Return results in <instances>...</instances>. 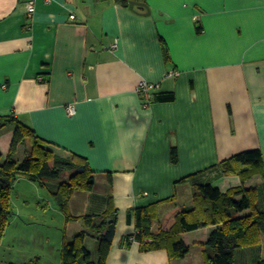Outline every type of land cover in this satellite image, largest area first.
Segmentation results:
<instances>
[{
	"label": "crops",
	"instance_id": "obj_1",
	"mask_svg": "<svg viewBox=\"0 0 264 264\" xmlns=\"http://www.w3.org/2000/svg\"><path fill=\"white\" fill-rule=\"evenodd\" d=\"M27 1L0 0V117L62 156L87 160L95 185L67 204L80 219L56 208L67 241L82 231V217L115 212L105 264H186L169 243L144 250L127 242L136 210L156 231L171 208H192L194 186L209 184L222 193L255 189L264 212V0H36L31 18ZM141 82L174 100L145 105ZM14 131H0L3 157ZM254 150L263 165L251 177L220 173V162ZM43 185L50 196L58 188ZM216 228L180 234L188 255L201 251L205 264L212 249L200 244ZM84 243L96 262V241ZM234 258L259 264L264 243Z\"/></svg>",
	"mask_w": 264,
	"mask_h": 264
},
{
	"label": "trees",
	"instance_id": "obj_2",
	"mask_svg": "<svg viewBox=\"0 0 264 264\" xmlns=\"http://www.w3.org/2000/svg\"><path fill=\"white\" fill-rule=\"evenodd\" d=\"M152 99L153 103L174 100L171 93L152 94ZM8 125H13L15 131L9 152L4 157L0 154V242L15 214L11 192L19 178H25L40 188L45 182H56L58 188L52 196L57 208L66 214L67 220L80 219L67 215V204L76 191L87 192L95 185L87 160L72 153L62 156L55 150L48 149L47 143L37 138L29 127L10 116L0 117V131ZM19 153H23L21 161L15 160ZM170 156L171 162L176 163L174 149L170 151ZM262 165V153L254 150L226 159L217 166L224 176L249 178ZM192 190V208H171L159 219L156 231H152V219L145 215V211H135L133 216L136 232L133 239L140 243L142 249L157 250L162 244L169 243L173 252L184 259L190 249L184 246L180 234L217 227L210 232L206 243L200 244L212 249V255L204 259L205 264H233L237 249L264 243V212L258 209L259 199L255 189L247 190L242 187L222 193L219 189L204 184L196 185ZM245 211L250 213L240 215ZM115 214L82 217V231L73 235L70 241H63L60 264H105L115 234ZM87 236L97 243L96 262L91 260V253L84 243ZM130 238L131 236L126 238L128 243H131ZM259 264H264V258Z\"/></svg>",
	"mask_w": 264,
	"mask_h": 264
},
{
	"label": "rangeland",
	"instance_id": "obj_3",
	"mask_svg": "<svg viewBox=\"0 0 264 264\" xmlns=\"http://www.w3.org/2000/svg\"><path fill=\"white\" fill-rule=\"evenodd\" d=\"M26 181L17 180L11 192L15 214L0 242V264H60L65 222L49 191ZM201 253L187 255L186 264H203Z\"/></svg>",
	"mask_w": 264,
	"mask_h": 264
},
{
	"label": "built area",
	"instance_id": "obj_4",
	"mask_svg": "<svg viewBox=\"0 0 264 264\" xmlns=\"http://www.w3.org/2000/svg\"><path fill=\"white\" fill-rule=\"evenodd\" d=\"M35 1L36 0H28L27 3H26V11H27V15L28 17H32L35 10H34V5H35ZM70 20H74V16H70L69 17ZM112 49L115 48V45H113L111 47ZM159 89L158 85L156 84H153V85H149L145 82H141L139 85H138V89H137V92L140 93L141 95H143V99L145 100V105H148L150 102H151V97H152V94L154 91H157ZM66 112L69 116H72V114L74 113V108L73 106H69L67 109H66ZM134 235H131V242H136L134 238Z\"/></svg>",
	"mask_w": 264,
	"mask_h": 264
}]
</instances>
